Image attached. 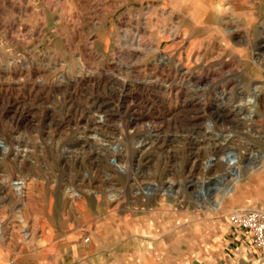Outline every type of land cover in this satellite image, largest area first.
I'll return each mask as SVG.
<instances>
[{
	"label": "rangeland",
	"instance_id": "374dc122",
	"mask_svg": "<svg viewBox=\"0 0 264 264\" xmlns=\"http://www.w3.org/2000/svg\"><path fill=\"white\" fill-rule=\"evenodd\" d=\"M249 209L264 0H0V264H195Z\"/></svg>",
	"mask_w": 264,
	"mask_h": 264
},
{
	"label": "crops",
	"instance_id": "0c3cea01",
	"mask_svg": "<svg viewBox=\"0 0 264 264\" xmlns=\"http://www.w3.org/2000/svg\"><path fill=\"white\" fill-rule=\"evenodd\" d=\"M228 224V222H227ZM225 235L224 243L210 258L204 256L195 264H260L258 252L251 246L248 235L232 228Z\"/></svg>",
	"mask_w": 264,
	"mask_h": 264
},
{
	"label": "built area",
	"instance_id": "2783aa9c",
	"mask_svg": "<svg viewBox=\"0 0 264 264\" xmlns=\"http://www.w3.org/2000/svg\"><path fill=\"white\" fill-rule=\"evenodd\" d=\"M228 224L248 235L251 246L264 259V211L257 209L236 210L228 214Z\"/></svg>",
	"mask_w": 264,
	"mask_h": 264
},
{
	"label": "bare ground",
	"instance_id": "6f19581e",
	"mask_svg": "<svg viewBox=\"0 0 264 264\" xmlns=\"http://www.w3.org/2000/svg\"><path fill=\"white\" fill-rule=\"evenodd\" d=\"M216 7H218V5L216 6ZM156 31V30H155ZM168 32V31H167ZM156 33V32H155ZM168 38V37H167ZM161 65V64H160ZM170 67V66H169ZM164 69V68H163ZM173 72V71H172ZM171 76V75H170ZM107 79V78H106ZM196 87V86H195ZM98 101V100H97ZM93 102V101H92ZM259 104V103H258ZM96 106H98V105H96ZM253 107V106H252ZM99 108V107H98ZM255 108V107H254ZM57 109V108H56ZM93 109V108H92ZM59 110V109H58ZM240 113V112H239ZM86 114V113H85ZM243 114V113H242ZM87 115V114H86ZM83 116V115H82ZM86 117V116H85ZM60 118V117H59ZM82 118V117H81ZM87 119V118H86ZM85 120V119H84ZM59 121V120H58ZM86 121V120H85ZM51 122V121H50ZM56 122V121H55ZM57 123V122H56ZM61 123V122H60ZM70 123V122H69ZM96 123V122H95ZM55 124V123H54ZM54 124H52V125H54ZM62 124V123H61ZM68 124V123H67ZM247 124V123H246ZM56 125V124H55ZM96 126H98V125H96ZM100 126V125H99ZM95 127V126H94ZM50 129V128H49ZM84 129V128H83ZM91 129V128H90ZM89 129V130H90ZM94 129V128H93ZM97 130V129H96ZM50 131V130H49ZM60 131V130H59ZM93 131H95V130H93ZM91 132V131H90ZM97 132V131H96ZM64 133V132H63ZM107 133V132H106ZM70 134H71V132H70ZM94 134V133H93ZM104 134V131L103 130H101L100 129V131L98 130V135H100V136H104L105 137V135H103ZM61 135V134H60ZM87 135V134H86ZM85 135V136H86ZM73 136V135H72ZM138 136V135H137ZM87 137V136H86ZM99 137V136H98ZM170 137V136H169ZM196 137V136H195ZM56 138V137H55ZM102 138V137H101ZM134 137H132V138H128L129 140L130 139H133ZM144 138V137H143ZM142 138V139H143ZM127 139V140H128ZM147 139V138H146ZM23 140V139H22ZM102 140V139H101ZM194 140V139H193ZM139 141V140H138ZM144 141V140H143ZM197 141V140H196ZM25 143H26V141H24ZM73 142H74V139H73ZM76 142V141H75ZM155 142V141H154ZM64 144V143H63ZM67 144V143H66ZM71 144V143H70ZM85 144V143H84ZM93 144V143H92ZM151 144V143H150ZM161 144H163V143H161ZM76 145V144H75ZM124 145V144H123ZM208 145V144H207ZM126 146V145H125ZM124 146V147H125ZM66 147V146H65ZM71 147V146H70ZM221 147V146H220ZM241 147V146H240ZM227 148V147H226ZM226 148H224V149H226ZM80 149V148H79ZM98 149V148H97ZM213 149H215V148H213ZM102 150V149H101ZM219 150V149H218ZM223 150V149H222ZM222 150H220L221 152H222ZM232 150V149H231ZM160 151V150H159ZM225 151V150H224ZM204 152V151H203ZM98 153V152H97ZM100 153V152H99ZM217 153H218V151H217ZM206 154V153H205ZM208 155V154H207ZM214 155V154H213ZM216 155V154H215ZM108 157V156H107ZM120 157V156H119ZM209 158V157H208ZM212 158V157H211ZM115 160V159H114ZM149 162V161H148ZM215 163V162H214ZM218 163V162H217ZM216 163V164H217ZM94 165H96V164H94ZM184 165V164H183ZM192 166V165H191ZM218 167V166H217ZM260 167V166H259ZM259 167H257V168H259ZM214 168V167H213ZM173 169V168H172ZM102 171V170H101ZM202 171V170H201ZM206 171V170H205ZM204 173V172H203ZM165 174V173H164ZM197 175V174H196ZM171 179V178H170ZM124 180H126V179H124ZM147 180V179H146ZM211 180V179H210ZM65 181V180H64ZM43 182V181H42ZM79 182H80V180H79ZM139 182V181H138ZM144 182V181H143ZM187 183V182H186ZM74 184V183H73ZM86 184V183H85ZM155 184V183H154ZM69 185V184H68ZM97 185V184H96ZM167 185V184H166ZM74 186V185H73ZM76 186V185H75ZM95 186V185H94ZM2 187V186H1ZM71 186H69V188H70ZM66 189V188H65ZM113 189V188H112ZM229 189H231V188H229ZM137 196V195H136ZM140 196V195H139ZM81 197V196H80ZM117 197H118V195H117ZM130 198V197H129ZM112 199V198H111ZM80 200V199H79ZM172 203V202H171ZM215 207V209L216 208H218L219 207V205H215L214 206ZM19 227V226H18ZM28 246V245H27Z\"/></svg>",
	"mask_w": 264,
	"mask_h": 264
},
{
	"label": "water",
	"instance_id": "95a60500",
	"mask_svg": "<svg viewBox=\"0 0 264 264\" xmlns=\"http://www.w3.org/2000/svg\"><path fill=\"white\" fill-rule=\"evenodd\" d=\"M229 159H231V160L233 159V153L232 152L227 155V162H229L228 161Z\"/></svg>",
	"mask_w": 264,
	"mask_h": 264
}]
</instances>
